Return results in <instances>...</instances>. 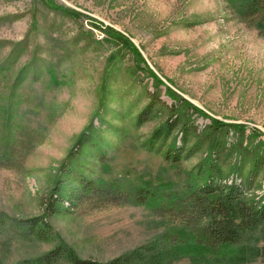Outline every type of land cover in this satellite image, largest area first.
Masks as SVG:
<instances>
[{"label": "rangeland", "instance_id": "obj_1", "mask_svg": "<svg viewBox=\"0 0 264 264\" xmlns=\"http://www.w3.org/2000/svg\"><path fill=\"white\" fill-rule=\"evenodd\" d=\"M151 96L155 113L139 123ZM164 105L188 108L199 130L211 120L231 124L221 137L222 160L231 155L223 168L241 149L247 172L252 156L264 154V30L228 0H0V146L7 120L33 141L16 152L18 167L0 164V264L30 262L59 245L101 264L129 254L130 264H264V224L237 246L207 252L132 203L89 202L49 216L47 241L13 231L16 220L42 214L82 133L95 144L80 153L91 177H138L155 191L180 186L207 154L203 147L177 167L150 147L168 120ZM174 137L179 144L177 129L167 146ZM257 185L251 193L264 196V165Z\"/></svg>", "mask_w": 264, "mask_h": 264}, {"label": "trees", "instance_id": "obj_2", "mask_svg": "<svg viewBox=\"0 0 264 264\" xmlns=\"http://www.w3.org/2000/svg\"><path fill=\"white\" fill-rule=\"evenodd\" d=\"M228 1L242 20L250 21L264 30V0ZM150 101L139 113V123L155 113L156 97L151 96ZM164 107L169 114L168 120L152 134L148 141L150 147L155 146L167 163L177 167L181 166L182 160L192 157L203 147L207 154L200 163L185 170L180 186L155 191L154 186L138 177L124 175L98 180L91 177L80 153L84 147H94L95 144L90 134L82 133L57 168L50 191L43 198L42 214L28 220H16V229L19 230L13 231L47 241L53 235L47 222L49 216L69 213L89 202L117 205L132 203L143 205L156 217L178 226L179 234L175 237L182 242H191L203 251L215 252L221 247L241 244L257 227L264 224V196L257 197L251 193L261 188L260 185L253 187V183L264 165V154H254L250 168L245 172L249 157L239 149L240 155L230 163L228 170H224L223 165L231 155L226 154L222 160L224 142L221 137L227 133L226 128L233 126L211 120L199 130L187 116L188 108ZM8 123L7 120V132L0 146V164L13 169L14 164L18 167L20 161L16 152L19 153L22 148L30 149L33 141L28 137L30 134L26 128ZM175 129L179 144L176 143L177 137H174L167 146V138ZM189 143L192 144L188 146ZM260 151H264V147ZM93 157L98 163H104V154H94ZM178 172L182 175L181 171ZM0 225H3L2 221ZM132 258L129 254L104 264H130ZM60 261L66 264H101L77 257L65 245H59L23 264H57Z\"/></svg>", "mask_w": 264, "mask_h": 264}]
</instances>
